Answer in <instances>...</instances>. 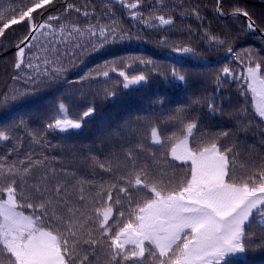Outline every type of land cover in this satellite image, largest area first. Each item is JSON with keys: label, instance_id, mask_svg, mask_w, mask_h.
Wrapping results in <instances>:
<instances>
[{"label": "snow or ice", "instance_id": "6c2138e0", "mask_svg": "<svg viewBox=\"0 0 264 264\" xmlns=\"http://www.w3.org/2000/svg\"><path fill=\"white\" fill-rule=\"evenodd\" d=\"M117 2L132 20L153 30L174 25L173 18L154 14L156 5L147 10L146 17L139 11L142 0ZM215 2L217 16L245 18L246 28L238 35L257 32V21L246 8L233 5L232 11L226 12L223 0ZM3 7L0 4V9ZM55 7L56 0H30L19 7L9 0V7L0 11V39L16 40L12 79H23L26 85L23 92L12 88L0 94V110L47 89L58 91L70 83L64 57L72 61L77 52H99L118 40L131 39L114 19L111 25L97 23L81 30L73 24L69 29L60 24L61 16L52 14ZM62 7L69 15L73 10L78 14L81 11L66 0ZM200 12L199 6L191 9V15L202 22ZM83 15L94 16L95 12ZM180 17L186 18L187 13L181 12ZM55 24H60L59 29ZM187 30L195 39L190 27ZM85 32L89 39L84 43H69L70 37H83ZM260 32L264 33V28ZM260 38L264 39V35ZM170 40L167 36L160 39L161 47L169 49L162 55L173 61L170 73H161L151 58L132 59H138L144 69L155 75H170L173 81L187 84L190 76H200L201 72L176 65L191 60L193 68H205L207 63L190 42L169 47ZM229 40L227 35L220 37L206 31L201 42L211 51ZM244 51L248 59L243 72L238 75L224 66L216 81L223 84L231 78L239 84L243 79L247 91L241 95L250 93L251 112L234 107L228 114L233 126L215 133L202 130L200 116L194 113L206 107L209 113L224 114V101L217 104L219 96L208 100L193 93L187 103L169 109L166 119L151 127V144L160 147L166 143L160 126L176 129L167 137L171 146L165 156L158 157L150 151L151 145L135 139L133 132L132 139H125L124 144L103 158L86 157L91 160L92 174L96 167L102 170L101 175L107 174L108 179L101 182L83 175L73 174L70 179L66 174L58 175L56 169L49 167L47 154L41 158L31 149L25 151L22 145L11 144L33 120L43 124L44 135L36 130L27 133L37 144H44L48 132L79 131L84 121L94 116V104L75 115L70 106L80 107L83 102L66 92L43 113L20 116L0 126V142L11 145L0 152V264H235L247 259L249 248H264V156L240 163L242 157L235 145L228 144L238 132L253 131L254 117H259V125H264V57L253 63L257 53L248 48ZM227 52L244 64L232 46ZM119 62L124 68L118 69L113 61L105 65L110 71L98 70L96 75L108 78L110 72H118L125 90L148 82L149 73L130 75L124 69L131 65L123 59ZM105 95L114 98L116 92L105 89ZM160 103L163 114V102ZM258 131L264 140V127H258ZM172 161L182 165L190 162V171L178 176Z\"/></svg>", "mask_w": 264, "mask_h": 264}, {"label": "trees", "instance_id": "16d2710c", "mask_svg": "<svg viewBox=\"0 0 264 264\" xmlns=\"http://www.w3.org/2000/svg\"><path fill=\"white\" fill-rule=\"evenodd\" d=\"M14 2L15 6L19 7L28 4L30 0H14ZM66 2L73 4L81 11L78 14L73 10L69 15L64 12L62 7L65 0H56V7L52 14L61 16L60 24L67 25L69 29L73 24H76L81 30H84L89 25L97 23L111 25L114 19L119 28L130 34L131 39H125L122 42L118 40L117 43L111 44L99 52L85 54L77 52V56L72 61L64 57L65 67L68 69L66 75L70 83L60 87L58 91L47 89L35 96L26 97L5 110H0V126H2L18 120L20 116L27 118L32 113H43L49 105L54 104L66 92L74 94L78 102H83L80 107L70 106V111L75 115H79L87 105L94 104L96 109L94 116L87 118L79 131L71 134L48 132L44 144H37L27 133L36 130L44 135L43 124L39 120H33L29 123L28 130L17 133V138L11 142L17 147L22 145L25 151L33 150L41 158L47 154L49 167L56 169L58 175L66 174L69 179L73 174H76L77 177L83 175L98 182L107 180V174L101 175L102 170L98 167L92 174L91 160L85 158L92 156L103 158L110 150L118 149L124 144L125 139H132L133 132L135 139L151 145L150 151L155 152L158 157L165 156L171 146L167 137L176 129H165L163 125L160 126L162 138L166 141L164 147H160L151 144V127L155 126L157 121H164L169 109L187 103L189 96L193 93L203 95L208 100L219 96L220 99H216L217 104L221 100L224 101V114L209 113L206 107L194 113V115L200 116L202 130L206 129L215 133L233 126L228 114L234 107L248 108L249 112L252 111L250 93L241 95V92L247 91L243 79L239 84L231 78L223 84H218L216 76L224 66H229L238 75L242 73L247 66L248 58L244 51L246 48L257 53L253 58V63L264 57V39H261L258 33L238 35L242 28H246L245 18L217 16L214 13L215 0H142L139 11L143 12L146 17L148 16L147 10L156 5L157 7L153 10L154 14L164 15L166 18L171 17L174 20V25L157 27L156 30L146 27L139 20H132L128 11L117 0H66ZM0 4L4 6L0 9L2 11L9 7V0H0ZM180 4L185 7H177ZM160 5L165 7L161 9ZM233 5L246 8L257 21L259 31L264 28V0H223L226 12H231ZM193 6H199L201 9L200 15L204 18L202 22L191 15ZM93 11L95 12L94 16L85 17L83 15L84 12L92 13ZM181 12H186L187 17L182 19ZM60 24H55V27L59 29ZM156 24L158 25V22ZM15 27L20 28L21 26ZM189 27L195 39L190 38L187 30ZM206 31L220 37L227 35L230 40L223 47H216L209 51L206 44L201 42ZM8 34L11 37V31ZM19 35L20 33H17V36ZM165 36L171 37L169 47L177 42L182 44L190 42V46L197 49L203 62L207 63V67L193 68L191 60H185L183 65L177 64L176 66L199 71L201 72L200 76H190L188 83L184 84L173 81L170 75L167 77L155 75L149 69H144L138 63V59L136 61L132 59L134 57L151 58L161 73H170L173 61L165 59L162 55L169 49L161 47L160 44V39ZM88 39L89 36L85 32L83 37L79 35L70 37L69 43H84ZM15 43V39L11 42L0 39V45L4 46L3 49H0V54L14 48ZM229 46L234 48L235 53L240 54L244 64L237 61L234 54L227 52ZM38 51L40 50L33 49V52ZM61 51H63V46ZM121 59L131 65V68L124 69L130 75L141 72L149 73L148 82L125 90L118 72H110L108 78L96 75L98 70L110 71V68L105 65H111L113 61H116L118 69L124 68V65L119 62ZM14 60L15 51L5 57H0V94L12 88L19 89L21 92L25 90L26 85L23 79L17 81L12 79ZM209 61L211 63H208ZM80 77L88 78L80 80ZM217 88L220 89L219 92L214 91ZM105 89L115 90V97H107ZM2 99L3 97L0 96V100ZM160 101L163 102V114L160 111ZM258 127H264V125H259V117H254L253 131L247 134L240 131L229 139L228 144L235 145L242 157L240 163L264 156V140L261 139ZM112 133H117V135H111ZM196 135L199 138L200 134ZM49 144L51 147H47ZM9 146L11 145L0 142V152L6 151ZM167 158L171 160L170 156ZM171 163L178 176L190 171L189 164L182 165L175 161ZM60 182L63 183V179ZM76 187L78 188L79 185ZM235 264H264V248H249L247 259L237 260Z\"/></svg>", "mask_w": 264, "mask_h": 264}, {"label": "water", "instance_id": "95a60500", "mask_svg": "<svg viewBox=\"0 0 264 264\" xmlns=\"http://www.w3.org/2000/svg\"><path fill=\"white\" fill-rule=\"evenodd\" d=\"M229 17H230V16H229ZM257 32H258L260 35H264V34L260 33L258 30H257ZM13 51H15V48H12L11 50H9V51H7V52H5V53H3V54H0V57L7 56L9 53H11V52H13Z\"/></svg>", "mask_w": 264, "mask_h": 264}, {"label": "rangeland", "instance_id": "374dc122", "mask_svg": "<svg viewBox=\"0 0 264 264\" xmlns=\"http://www.w3.org/2000/svg\"><path fill=\"white\" fill-rule=\"evenodd\" d=\"M246 85V84H245ZM246 87H247V85H246ZM175 162H177V163H181V162H179V161H175ZM189 164V166H190V162L188 163Z\"/></svg>", "mask_w": 264, "mask_h": 264}]
</instances>
